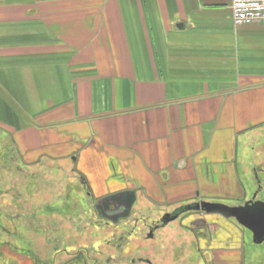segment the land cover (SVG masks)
I'll list each match as a JSON object with an SVG mask.
<instances>
[{
    "label": "crops",
    "instance_id": "obj_1",
    "mask_svg": "<svg viewBox=\"0 0 264 264\" xmlns=\"http://www.w3.org/2000/svg\"><path fill=\"white\" fill-rule=\"evenodd\" d=\"M231 5L0 0L12 160L72 158L93 201L124 190L155 208L234 198L239 141L264 125V24H234Z\"/></svg>",
    "mask_w": 264,
    "mask_h": 264
},
{
    "label": "rangeland",
    "instance_id": "obj_2",
    "mask_svg": "<svg viewBox=\"0 0 264 264\" xmlns=\"http://www.w3.org/2000/svg\"><path fill=\"white\" fill-rule=\"evenodd\" d=\"M245 140L239 141L238 145L237 179L241 192L233 194L232 199L204 202L227 207L243 206L258 190V199L264 201V174L257 171V184L254 173L257 168L264 171V125L253 130ZM7 149H10V140L0 130V264H37L38 259L47 262L55 248H67L72 254L61 255L63 262L86 249L95 264L109 257V262L102 264H212L215 256L216 264H227L226 256L217 250L228 249L224 246L230 243V238L235 242L234 236H227L234 230L240 234L241 260L238 256L232 264H264V243L254 244L248 231L229 220L235 227L231 230L220 217L215 222L222 234L219 242H214L217 248L214 245L213 248L199 246L188 231L176 223L156 233L154 239L142 240L144 231L132 236L126 242L119 261L112 260L118 254L104 242L109 240L114 229L101 228L96 224L87 226V220L95 216V201L88 197L90 193L82 186L75 161L72 158L54 163L45 161L43 166L36 164L22 169L19 162L10 159L14 155L9 157ZM135 207L140 208L137 209L139 213H149L148 218L156 221L176 210L171 207L155 208L144 200L141 193ZM26 221L30 223L25 228ZM127 221L129 229L134 221ZM139 228V224L135 225L134 233H140L142 228ZM142 258L147 262H141Z\"/></svg>",
    "mask_w": 264,
    "mask_h": 264
},
{
    "label": "flooded vegetation",
    "instance_id": "obj_3",
    "mask_svg": "<svg viewBox=\"0 0 264 264\" xmlns=\"http://www.w3.org/2000/svg\"><path fill=\"white\" fill-rule=\"evenodd\" d=\"M257 171L263 174H264V171L261 168L260 169L257 168L256 170H254L255 179L258 184L259 179L257 177ZM258 187L260 188V186ZM258 191L254 195H252V198L250 199V200H253V202L262 201L258 199ZM201 202L203 201H194V202L185 204L186 206L184 205L181 208L178 207L176 208V210H173L171 213H168V214L166 213L162 215L161 217L158 218L157 221L148 218L149 216L147 215L149 213H145V215H142L143 213H139V211H137L139 207L138 208L135 207L136 202L132 206L129 214L125 217L122 216V214L125 213V208L119 202L115 204L113 203L112 206H100L98 208L99 210H97L94 204L93 210L95 214L93 213V216L94 215L95 216L93 217L94 219L90 218L89 220H87L89 221L88 222L89 224H87V226L96 224L97 226L101 228L106 227V228L114 229V232L108 238L109 240L106 239L104 243L108 244L110 247L112 246L115 254H118L114 256L113 258H111L112 260H115V261L116 260L119 261L121 254H123L122 251L123 250L125 251L126 242L130 241L132 236H137L144 231V234H143L144 238L142 240L154 239V236L156 233L164 230L167 226L171 224H176V223H178V225H180L182 228L188 231V233L192 237V240H195V242H197L199 246H209V248H213L212 245L216 247V244L214 242L218 243L219 242L218 238L222 236V234L218 232V227H216V224H215L216 220H219V217H220V220H224V222L229 226L231 230L235 229L232 222H234L236 225L238 224L233 218L225 219L220 214H216V213L206 214L201 208ZM133 209H135V211ZM129 219H132V221H134V225L128 229L127 225H130V223L127 220ZM229 220L232 222H229ZM29 223H30L29 221L28 223L27 221L24 222V227L26 226V224H27L26 227H28ZM138 224H139V227L142 229L140 233H134V231L136 230L135 225H138ZM119 229L120 231L118 233ZM230 234H231V237L234 236L235 242L233 239L230 238ZM227 236H229L230 238L229 239L230 243L226 246H224L225 244H222V245L224 247H228V249L220 248V250H217V251L219 253H222L224 256H226L224 258L226 259L227 264H232V261L234 260L235 262L238 256L240 257V260H241L240 243H239L240 234L239 232L234 230L232 233L228 232ZM251 237H252V234H251ZM137 247H138V244L137 246L134 247V249H136ZM63 254L72 255V254H69V251L67 248L65 249L55 248V252H53V254L51 255V258H49L47 262L45 260L43 261V260L38 259L36 263L39 264V262L42 261L41 264H95L94 259L90 260L91 256L89 255V252L86 249L83 251L80 250L78 254H76V256L72 257L66 262H63L61 260V255ZM109 260H110V257L108 259H104L103 262L101 263L96 262V264H102L104 262L107 263L109 262ZM140 260L141 262L142 261L147 262L145 258H142ZM129 262L131 263V260ZM212 264H216V256L212 259Z\"/></svg>",
    "mask_w": 264,
    "mask_h": 264
},
{
    "label": "water",
    "instance_id": "obj_4",
    "mask_svg": "<svg viewBox=\"0 0 264 264\" xmlns=\"http://www.w3.org/2000/svg\"><path fill=\"white\" fill-rule=\"evenodd\" d=\"M120 203L125 208L123 217L127 216L132 206L137 202V196L134 191L124 190L113 193L95 200L94 204L97 210L100 206H112L113 203ZM201 208L206 214H220L225 219L233 218L237 224L248 230L252 234V241L259 245L264 242V202L250 200L243 206L227 207L220 203L201 202Z\"/></svg>",
    "mask_w": 264,
    "mask_h": 264
},
{
    "label": "built area",
    "instance_id": "obj_5",
    "mask_svg": "<svg viewBox=\"0 0 264 264\" xmlns=\"http://www.w3.org/2000/svg\"><path fill=\"white\" fill-rule=\"evenodd\" d=\"M231 11L236 25L264 24V0H232Z\"/></svg>",
    "mask_w": 264,
    "mask_h": 264
},
{
    "label": "trees",
    "instance_id": "obj_6",
    "mask_svg": "<svg viewBox=\"0 0 264 264\" xmlns=\"http://www.w3.org/2000/svg\"><path fill=\"white\" fill-rule=\"evenodd\" d=\"M7 150H8V149H7ZM8 152H9V150H8ZM8 155H9V157L11 156L10 152L8 153ZM10 159H12V157H10ZM82 184H83V186L85 187V189H87V191L90 193V191H89V189H88V186H87V184H86L84 178H82ZM89 195H91V193H90Z\"/></svg>",
    "mask_w": 264,
    "mask_h": 264
}]
</instances>
